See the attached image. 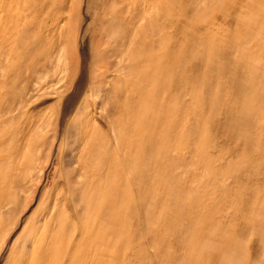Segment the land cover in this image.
I'll return each instance as SVG.
<instances>
[{
    "label": "rangeland",
    "instance_id": "1",
    "mask_svg": "<svg viewBox=\"0 0 264 264\" xmlns=\"http://www.w3.org/2000/svg\"><path fill=\"white\" fill-rule=\"evenodd\" d=\"M106 58L101 154L73 142ZM0 264H264V0H0Z\"/></svg>",
    "mask_w": 264,
    "mask_h": 264
},
{
    "label": "bare ground",
    "instance_id": "2",
    "mask_svg": "<svg viewBox=\"0 0 264 264\" xmlns=\"http://www.w3.org/2000/svg\"><path fill=\"white\" fill-rule=\"evenodd\" d=\"M31 12V11H30ZM131 18V17H130ZM129 21V20H128ZM139 21H140V18H139ZM138 21V22H139ZM137 22V21H136ZM141 23V21H140ZM52 24V22H51ZM56 24V23H55ZM128 24V22L126 23ZM138 24V23H137ZM53 26H55L54 24H52ZM52 28V27H51ZM57 28V26L55 27ZM54 28V29H55ZM136 31H138V25H135V23L133 22H130V25L129 26H125V28L123 29V31L121 33H119V36H118V33H117V38H118V41L117 43H115L114 47H113V52L112 54H116L118 51L119 52H122L124 51L123 53H129V50H130V47L132 49V47L136 44H134L135 40H132L131 41V33L132 31H134V29H136ZM141 28V25L139 27V30ZM49 29V28H48ZM61 31V30H60ZM64 31V30H63ZM134 31V33L132 34H136ZM139 32V31H138ZM142 32V31H141ZM47 33H48V30H47ZM62 33V32H61ZM59 33V34H61ZM64 33H66L64 31ZM71 33V31H70ZM140 33V32H139ZM67 34V33H66ZM42 34H38L36 36V42L38 43V47H40V45L43 43V42H46V43H53L55 42V40H58L60 42V44L62 42L64 43H68L69 42V39L67 37H63V36H59L57 37L56 35H49V37L45 40L43 39L42 37H38V36H41ZM68 35V34H67ZM70 35V34H69ZM68 35V36H69ZM74 35V34H73ZM115 35V34H114ZM138 35V38L139 39V34H136V36ZM76 36V34L74 35ZM35 37V36H34ZM120 37V38H119ZM136 38V37H135ZM73 39V38H72ZM75 39V38H74ZM98 39V38H97ZM120 39V41H119ZM95 41V39H94ZM138 41V40H136ZM140 41V39H139ZM138 41V42H139ZM133 42V43H132ZM137 42V43H138ZM41 43V44H40ZM74 43V42H73ZM114 43V42H113ZM71 44V43H70ZM97 44L98 43H95L96 47H97ZM132 44V46H131ZM134 44V45H133ZM139 44V43H138ZM69 45V44H68ZM94 45V44H93ZM111 45V44H110ZM46 46V45H45ZM77 46V45H76ZM100 46V45H98ZM113 46V45H112ZM37 47V48H38ZM63 47V46H61ZM72 47V46H71ZM98 48V47H97ZM95 48V49H97ZM134 48V47H133ZM137 48V47H136ZM61 49V48H60ZM99 49V48H98ZM111 49V48H110ZM36 50V49H35ZM45 50V49H44ZM47 50V48H46ZM55 49H53L54 51ZM70 50V48H69ZM78 50V49H77ZM109 50V49H108ZM135 50V49H134ZM52 51V52H53ZM128 51V52H127ZM43 52V50H42ZM59 52V50H58ZM78 52V51H77ZM102 52V51H100ZM131 52V50H130ZM133 52V51H132ZM131 52V54H133ZM145 52V51H144ZM54 53V52H53ZM61 62H60V65H59V72L57 73H60L62 74L60 77H65L67 76V73L69 72V70H72V80H75L77 74H78V68L75 70V62L77 61L76 59L79 58V55L78 54H74L73 55V52L72 53H68L67 51L64 53L63 50H61ZM135 53V52H134ZM137 53V52H136ZM135 53V54H136ZM51 56H52V53H50ZM104 54V53H103ZM122 54V53H120ZM119 54V55H120ZM105 55V54H104ZM127 55V54H126ZM129 55V54H128ZM127 55V57H128ZM134 55V54H133ZM137 55V54H136ZM59 56V55H57ZM107 56V55H105ZM108 57V56H107ZM118 57V56H116ZM49 58V57H48ZM58 58V57H57ZM103 58V57H102ZM105 58V57H104ZM112 59V58H111ZM101 60V59H99ZM118 60V59H117ZM49 61V65H50V61L51 62H55V61H52V59H48ZM103 61V59H102ZM123 61L124 63V58L121 60ZM78 62V61H77ZM119 62V60H118ZM34 63H35V68H34V71L35 73H37V79H41V81L39 82L38 80L35 81L34 83V93L36 94V92H39L40 90H46V89H49L52 87V83H54V76L56 77V75H52L51 78L49 79L48 78H43V68L45 67V63L46 62V59L44 60L42 55L40 53L36 54L35 56V59H34ZM120 63V62H119ZM118 63V67H120L119 65L122 64H119ZM54 64V63H52ZM78 64V63H77ZM125 64V63H124ZM123 64V65H124ZM56 65V63L54 64ZM79 65V64H78ZM110 61H109V58L107 60H105L104 63H102L100 66H97V65H94L96 66L94 68V71L92 72V81L90 82V85L88 87V92H89V95H92L95 94V96L89 100V102H87L86 105L83 106L82 108V111H80V115H79V118H78V121H77V125H78V130L77 132L75 133L74 135V142H73V145L74 146H77V144H80V142L82 144H85L87 142H91L92 146H93V149L96 150L97 152H100L101 154H104V153H109V152H113V149H116L117 148H120V146L122 145V142H121V137H118L116 132H115V125H114V121H115V115H116V98L118 96V94L116 92H114L113 90V84H112V76H113V73H114V70L117 68H115L114 70H111L110 66ZM48 66V65H47ZM53 66V65H52ZM117 66V65H116ZM129 66V65H127ZM23 67V66H22ZM22 67H20L21 69L18 70L16 72V75L17 76L19 74V78H17L19 81L21 82H24L26 80V76L25 78H22V75H21V70ZM136 67V66H135ZM50 68H52L50 66ZM49 68V70H50ZM58 68V69H59ZM139 68V67H138ZM28 69V68H27ZM35 69L37 71H35ZM45 69V68H44ZM47 69V68H46ZM48 70V69H47ZM68 70V71H67ZM135 70V69H134ZM139 70V69H138ZM128 71V70H127ZM126 71V72H127ZM27 72V70H26ZM30 72V71H29ZM27 73V74H30V73ZM23 73V72H22ZM129 73V72H128ZM56 74V73H55ZM123 74V72H122ZM126 75V74H125ZM36 76V74H35ZM34 76V77H35ZM50 76V74H49ZM33 77V78H34ZM58 77H56L57 79ZM132 78V77H131ZM55 79V81H56ZM61 78L57 79L60 80ZM33 80V79H32ZM71 80V79H70ZM131 80H134V79H131ZM65 81V80H64ZM129 81V80H128ZM73 82V81H72ZM127 82V81H126ZM57 83V82H56ZM128 83V82H127ZM21 84V87L22 89H26L25 87H27V85L29 84V82L26 80L25 81V84L23 83H20ZM66 84V83H65ZM55 85V84H54ZM127 85V84H126ZM29 87V86H28ZM127 88V86H126ZM31 89V87H30ZM27 90V89H26ZM29 91V90H28ZM43 91V92H44ZM66 91V90H65ZM64 91V92H65ZM27 92V91H25ZM29 93V92H28ZM32 93V92H31ZM47 94V93H46ZM47 97V96H46ZM46 99V98H45ZM44 99V101H45ZM67 99V98H66ZM25 102V101H24ZM29 107V106H28ZM39 107V106H38ZM57 116V115H56ZM45 119V121L43 122L44 124L48 123L46 122L47 119V114L44 113L43 114V117ZM46 122V123H45ZM120 125V124H119ZM125 125V124H124ZM126 126V125H125ZM117 127V126H116ZM120 127V126H118ZM107 129L106 132L103 133L104 129ZM119 129V128H118ZM117 131V129H116ZM68 134V133H67ZM69 137V135H68ZM66 138V136L64 137ZM68 145V144H67ZM72 147V145H71ZM69 147V150L70 149H73ZM82 147V145L80 146ZM68 148V147H67ZM100 148V150H99ZM76 149V148H74ZM80 150V148H78ZM77 149V150H78ZM118 150V149H117ZM78 152V151H77ZM78 154V153H77ZM100 154V155H101ZM83 155V154H82ZM89 155V154H87ZM85 154V156H87ZM73 156V155H71ZM77 156V155H76ZM98 157V156H97Z\"/></svg>",
    "mask_w": 264,
    "mask_h": 264
}]
</instances>
